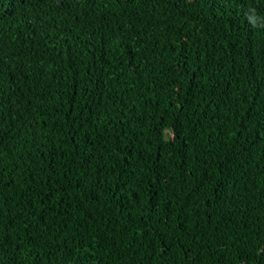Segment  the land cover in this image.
Returning <instances> with one entry per match:
<instances>
[{
    "label": "trees",
    "instance_id": "obj_1",
    "mask_svg": "<svg viewBox=\"0 0 264 264\" xmlns=\"http://www.w3.org/2000/svg\"><path fill=\"white\" fill-rule=\"evenodd\" d=\"M0 264H264V0H0Z\"/></svg>",
    "mask_w": 264,
    "mask_h": 264
}]
</instances>
